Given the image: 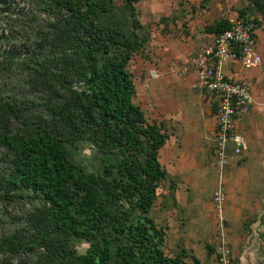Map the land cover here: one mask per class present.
I'll return each instance as SVG.
<instances>
[{"label":"trees","instance_id":"1","mask_svg":"<svg viewBox=\"0 0 264 264\" xmlns=\"http://www.w3.org/2000/svg\"><path fill=\"white\" fill-rule=\"evenodd\" d=\"M117 1L0 0V264H201L152 215L168 134L135 101L143 0Z\"/></svg>","mask_w":264,"mask_h":264},{"label":"rangeland","instance_id":"2","mask_svg":"<svg viewBox=\"0 0 264 264\" xmlns=\"http://www.w3.org/2000/svg\"><path fill=\"white\" fill-rule=\"evenodd\" d=\"M138 8L141 21L146 25L151 35L145 48L135 55L130 64V70L137 88L135 101L144 108L150 121L163 123L168 134V140L160 151V160L167 171V176L158 189L159 196L152 215L157 225L166 229L167 248L170 253H177L182 248H186L188 253L202 257L201 264H219L217 259L216 212L213 203L218 173L216 168L212 170L211 165H209L211 161L209 145L213 129V125H211L213 114L207 110L204 111L203 103L199 99L195 102L192 99L193 96L197 98L198 93L205 94L204 91L193 87L187 95L181 89L183 87L181 83L186 78L176 76L171 68L176 59L182 57V52L189 50L188 47L194 46V44H203L208 40L207 25L230 15L242 13L258 19L261 22L259 26L264 25V18L253 0H143ZM153 69L158 70L159 75L157 77L151 76ZM192 101L195 105L190 107L193 110V115L197 114L203 118V122H209L206 127L200 128L208 132H204V141L198 145L200 147L197 149H200L202 153L200 156L194 153V148L192 150L184 149L183 143L186 134H197L188 130L192 128L186 127V124H190L192 127L191 118L185 119L186 111L182 109V106L186 107V104H192ZM176 117L181 121L177 120ZM188 138L189 141L193 139L189 135ZM175 150H177V157H174ZM251 154L250 151L249 156L242 157L230 169L235 176L234 180L239 175L242 179L241 182H245L244 185H240L244 192H239L240 188L235 189L237 187L234 185L235 181H233L234 191L230 192L225 180L226 189L227 187L228 189L226 190L227 200L224 211L228 219L227 238L233 256L234 244L236 254L238 245L234 239H239L244 233L245 236L251 235L253 229H250V224L256 227V232L259 233V239L256 243H261L259 247L264 251V153L256 152L252 154V157ZM96 155L97 152L93 147L89 144H82L76 154V159L82 162L88 170L97 171L102 168H100L102 165ZM253 159L258 162V167L255 168L259 170L261 176L258 183L256 179L255 184L250 183L248 176L250 169H247ZM202 160H205V165L208 164L209 171L212 170L214 185L210 187V195L197 181L196 173L193 174L195 167L201 162L203 164ZM184 172L186 174L183 182L187 183L186 187L189 186V191H193L195 188L192 185H196L202 195L189 192L185 188L186 192L180 193L178 203L174 191L177 186L175 182L182 181ZM172 186L174 187L173 190ZM227 207L236 212L230 216V219L232 218L233 223H236L234 228L237 231L233 230L231 226L227 216ZM13 212L18 215L21 213L18 210ZM205 221L206 225H204ZM184 224L192 227V235L194 234L195 238V242L191 243L192 247L190 244L187 245L184 239L189 230L180 233ZM178 235L181 238L178 239ZM234 236L237 238H233ZM239 240L242 244V240ZM254 243L253 238L248 242L249 246ZM87 245L84 243L82 246L86 247ZM208 245L213 248L209 249ZM260 259H264V256ZM233 264H238L235 256Z\"/></svg>","mask_w":264,"mask_h":264},{"label":"built area","instance_id":"3","mask_svg":"<svg viewBox=\"0 0 264 264\" xmlns=\"http://www.w3.org/2000/svg\"><path fill=\"white\" fill-rule=\"evenodd\" d=\"M229 27L218 34H211L200 52L188 55L172 65L173 73L185 77L194 73L197 86L217 97L215 144L213 149L215 168L218 173L217 187L213 195L218 235L217 259L219 264H233L234 256L228 242L227 217L224 211L227 200L225 169L239 159L247 148L242 134L236 129L239 117L249 113L255 99L251 82L247 79L230 78L224 65L239 59L251 68L261 63L256 50L257 23L252 18L228 16ZM156 77L158 74H152Z\"/></svg>","mask_w":264,"mask_h":264},{"label":"crops","instance_id":"4","mask_svg":"<svg viewBox=\"0 0 264 264\" xmlns=\"http://www.w3.org/2000/svg\"><path fill=\"white\" fill-rule=\"evenodd\" d=\"M208 39L211 37L210 34L208 35ZM255 36H256V50L257 52L260 54L261 56V63L257 66L251 67V68H247L245 67L241 61L239 59L236 60H232L227 62L224 65V70L226 72V74L230 77V78H234V79H247L248 81L251 82V86H252V90H253V95H254V99H255V104L252 108V110L247 113L242 115L241 117H239L237 125H236V129L238 130V132L240 134H242L246 140L247 143V148L243 151L242 156L239 159H235L232 162H230V164L226 167L225 171V180L227 181L226 184L229 187V191L233 192L235 186H237L235 189L240 188V191H243V188L240 185H244L245 182H241L242 179H240V176L238 175L237 179L234 180L235 176L233 175V172L230 171V169L236 165L239 160L242 157H246L249 156L250 151L252 152V154L254 153H259V152H263L264 153V25H258L257 24V29L255 32ZM203 44H194V46L192 45L191 47H188L187 49H189L188 51L186 50L185 52H182V57L177 58L176 61L181 60V58L188 56V55H193L196 54L198 52L201 51ZM181 52V51H179ZM184 55V56H183ZM154 72L158 73L157 69H153L151 70V76H153L152 74ZM157 75V76H158ZM156 76V77H157ZM154 77V76H153ZM184 78H186L185 80H183V82L181 83V86H183L181 88L183 91H185V93L188 95L190 93V89L195 87V88H199L197 86V79L194 73H191L187 76H185ZM200 89V88H199ZM201 91H204L205 94L202 93H198L197 94V98H195V96H193L192 99H194V102L196 100H200L203 103V109L204 111H208L209 113L213 114V122H211V125H213V129H212V135L210 137V145H209V150H210V159L211 161L209 162L212 167V170L215 169V164H214V155H213V149H214V144H215V130H216V108H217V97L215 94L208 92L205 89H200ZM161 94V93H160ZM190 97V96H189ZM194 102L192 101V104H186L185 106H182V109H184L186 111L185 113V119L187 118H191V123H192V127L190 124H186L187 128H192V129H188V130H192L194 132H196L197 134H193V133H188L186 134V138L183 139V143H184V149H190L192 150V148H194V153H196V155H201V151L199 148L200 143H202L204 141V130L200 129L201 127H206L207 124L209 122L204 121L203 122V118L197 114L192 113V105H194ZM195 106V105H194ZM206 115V114H204ZM198 118V119H195ZM177 120L181 121L179 118L176 117ZM187 133V132H186ZM208 133V132H206ZM189 137H192V141H189ZM207 138V137H206ZM193 142V144H192ZM251 154V157H252ZM195 155V154H194ZM174 157H177V150H175L174 153ZM209 158V157H208ZM250 158V157H249ZM179 160V159H178ZM177 160V161H178ZM202 162L195 167V169L193 170V174L196 173V176H198L197 181L201 184L202 188L209 193L210 195V187H212L214 185L213 182V177H212V170L209 171L208 169V164L205 165L204 162L205 160H202ZM205 165V166H204ZM255 167H258V162L257 160H252L251 163H249V168L250 169L248 171V176H249V180L250 183L255 184V181L257 179V183L259 181V179H261L259 170H257ZM257 171H256V170ZM185 172L182 174V181L178 180V182L175 184L177 185L175 188V197L177 202L179 203L180 201V193L182 192H186V190L189 191V186L188 188L186 187L187 183L183 182L184 181V177H185ZM240 179V180H239ZM233 181H235L234 185H233ZM194 186V190L189 191V192H195L197 193V195H202V193H199L198 188L196 187V185H192ZM200 186V185H199ZM227 187V189H228ZM186 188V190H185ZM174 189V187L172 186V190ZM246 189V188H244ZM208 195V197H209ZM230 209V210H229ZM231 211V213H230ZM236 212L232 209L227 207V216L229 217V221L231 222V226L233 228V230H236L234 227L236 225V223H233L234 220H232V218L230 219V216H233ZM208 222V221H207ZM204 225H206V221L204 222ZM208 225V224H207ZM251 227L250 229H253V233L249 236H245L246 234H242L240 236L239 239L242 240V244L240 243L241 241L239 239H234V241L238 244L237 245V254L235 253L236 251V246L234 244V256L237 259V263L238 264H264V259H260L264 256V251L261 250V248L259 246H261V243H256L258 242L259 239V233L256 232V227L253 224H250ZM253 225V226H252ZM192 227L191 226H187L184 224L183 228L181 229L180 233H183L185 231L189 230V233L187 232L186 236H185V242L187 243V245L190 244V247H192L191 243L193 244L195 242V238H194V234L192 235V231H191ZM206 229V227H205ZM240 235V234H239ZM242 237V238H241ZM181 238L180 235H178V239ZM233 238H237V236H234ZM253 238L255 243L251 244L249 246L248 242L249 240ZM186 245V246H187ZM209 249H212L213 247L208 245L207 246ZM182 249H186V248H182ZM260 249V250H259ZM260 251V253H259ZM197 256V255H196ZM200 259H202V257H199ZM202 263V260H201Z\"/></svg>","mask_w":264,"mask_h":264}]
</instances>
